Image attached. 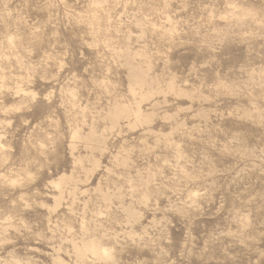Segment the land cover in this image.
Here are the masks:
<instances>
[{
  "label": "rangeland",
  "instance_id": "obj_1",
  "mask_svg": "<svg viewBox=\"0 0 264 264\" xmlns=\"http://www.w3.org/2000/svg\"><path fill=\"white\" fill-rule=\"evenodd\" d=\"M0 264H264V0H0Z\"/></svg>",
  "mask_w": 264,
  "mask_h": 264
}]
</instances>
